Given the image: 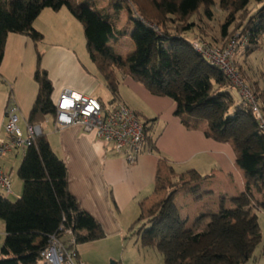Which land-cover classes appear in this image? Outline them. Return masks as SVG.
I'll return each mask as SVG.
<instances>
[{
	"label": "trees",
	"instance_id": "1",
	"mask_svg": "<svg viewBox=\"0 0 264 264\" xmlns=\"http://www.w3.org/2000/svg\"><path fill=\"white\" fill-rule=\"evenodd\" d=\"M209 1L116 0L114 6L119 10L124 7L133 27L127 34L116 30L94 0H0V64L8 33L28 36L37 43L43 35L33 27L34 19L44 8L59 11L65 7L81 24L88 56L113 95L118 92L113 68H123L124 75L151 94L173 99L174 113L186 127L197 128L205 122L207 137L231 144L236 162L244 173L245 192L232 201L233 208H221L218 214L209 217L202 230L199 227L204 216H197L193 228L182 234V250L176 245L158 249L164 264H245L261 241L257 212L264 210V195L253 204L252 192L254 189L261 194L264 184V130L249 105L235 104L228 89L229 80L220 69L195 52L192 40L183 35L193 26L190 17ZM223 2L230 12L226 21L230 22L248 0ZM245 14L236 28L241 30L239 45L247 56L260 48L258 37L264 33V25L261 10L249 16ZM226 27L222 25L224 34ZM124 36L134 45L133 58H124L115 50L119 38ZM41 59L42 53L37 50L33 79L38 89L27 119L33 125L42 124L49 115L55 120L51 99L53 85L41 66ZM254 86V96L264 111V87H258L257 83ZM144 130L149 150L157 151L149 134L150 126L146 124ZM164 162L165 159L159 160L155 191L162 189L165 183L164 172L168 167ZM185 174L192 176L195 182L202 179L194 169ZM17 175L23 184L20 197L11 202L0 195V219L5 232L0 264L40 262V252L50 237H60L65 229L71 231L77 245L105 236L101 224L70 194L65 163L54 153L44 133L26 149ZM182 176L184 173L180 174ZM168 197L147 211L142 202L139 204V216L131 226L142 225L134 234L142 239L151 238L164 228L180 229L186 224L187 218L168 210ZM146 214L147 221L144 220ZM203 240L206 241L203 246L190 250L191 245H200ZM142 244L153 245V242Z\"/></svg>",
	"mask_w": 264,
	"mask_h": 264
},
{
	"label": "crops",
	"instance_id": "2",
	"mask_svg": "<svg viewBox=\"0 0 264 264\" xmlns=\"http://www.w3.org/2000/svg\"><path fill=\"white\" fill-rule=\"evenodd\" d=\"M33 27L44 36L37 43L12 32L5 40L0 64V137L5 136L4 112L10 98L19 108L22 127L28 119L38 89L33 79L37 50L42 53L41 66L53 85L52 100L63 89L95 97L102 83L101 74L83 43L82 26L65 7L59 11L44 8L34 19ZM67 29H74L78 40L70 38ZM116 77L117 97L148 122L157 151L144 150L133 164H128L111 146L76 126L57 128L53 120L49 124L48 116L41 125L54 153L65 163L70 194L101 224L105 233L99 240L77 245L79 257L87 264H106L112 248L126 246L125 239L136 230L131 224L139 216V204L157 196L155 182L160 159H165L163 164L170 174L184 173L185 176L188 170L197 171L202 179L191 183V190L202 189L213 195L223 208H233L232 201L245 191L244 173L231 144L207 137L205 122L197 128L186 127L175 115V102L170 97L151 94L128 75ZM22 157L23 154L12 152L0 159V169L12 175L11 191L6 195L0 190V195L7 200L11 196L17 200L21 195L23 184L17 169ZM182 200L179 208L178 203L173 204L177 214L187 216L189 221L202 214L199 204L193 205L192 199L184 208ZM257 213L261 241L245 264H264V210ZM4 237V222L0 219V247ZM62 237L67 239L66 235Z\"/></svg>",
	"mask_w": 264,
	"mask_h": 264
},
{
	"label": "rangeland",
	"instance_id": "3",
	"mask_svg": "<svg viewBox=\"0 0 264 264\" xmlns=\"http://www.w3.org/2000/svg\"><path fill=\"white\" fill-rule=\"evenodd\" d=\"M97 8L102 12L104 16H107L108 20L115 26L116 30L124 31L127 34L132 30V25L130 24L125 9H117L114 4L116 0H94ZM262 11V22L264 25V0H248V3L244 8L236 12L233 16L234 20H230L227 22L230 12L225 9V3L223 0H210L206 4L201 5L199 11L190 17V22L193 23L192 28L183 33V35L194 41V40H203L207 41L211 44H220L225 43L229 38L239 33L240 28H236V24L242 21L243 13L246 12L245 16L252 15L256 11ZM244 18V17H243ZM226 24V34L222 31V25ZM244 24V22L242 23ZM241 24V25H242ZM170 27H173L172 23H169ZM83 29V28H82ZM43 35V33H41ZM67 34L70 38H74L78 40L77 32L74 29H67ZM84 37V34H82ZM44 38V36H43ZM83 39V43L85 44V38ZM258 43L260 48L254 50L249 55H243V47L239 45L234 53L233 60L236 63L237 71L240 77L243 79L244 83L247 84L252 91H254V83L258 84V87H264V33H260L258 37ZM134 45L131 40L127 37L119 38L118 44L115 45V50L118 54L122 55L124 58H133L135 54ZM116 76L121 77L125 74L123 68H113ZM100 73V72H99ZM101 74V73H100ZM101 74V85L98 88L97 100L102 103L107 109L112 108L116 102H122L121 99L117 97V95H113L104 84V77ZM228 89L231 91L235 104H241L244 102V98L240 94V90L238 87L234 86L230 81ZM140 121H144L141 116H139ZM52 117L48 116L49 124L51 125ZM148 125V122L145 121ZM203 122H201L202 124ZM206 127V125H205ZM209 170V168H208ZM165 183H163V188L156 191L157 196L154 200H149V202L144 204L145 210H149L155 206V204L160 203L162 199L169 196V200H173V203H168V210H174V205L178 203L179 205L176 207L179 208L180 200L184 198L182 203L184 202V207L188 206L189 203L193 201V205L199 204V210L202 211V214H198V216L203 215L202 224L199 227L201 230L203 229V223L209 219L212 215L218 214L221 208L225 207L224 205L218 202V199L211 196L209 193L203 192V190L193 191L190 187V184L195 182L192 180V176L185 175L180 177L179 174H170L168 168L164 172ZM245 192V191H244ZM253 197L254 203L256 204L264 195V184L262 185L261 194L259 192H254L253 189ZM176 196V197H175ZM175 197V198H174ZM182 198V199H181ZM192 199V201H191ZM9 201L14 202L16 199L8 198ZM257 200V201H256ZM175 203V204H174ZM233 203V202H232ZM174 204V205H173ZM192 207V206H191ZM186 210L189 208H185ZM187 210V211H188ZM192 211V210H191ZM199 211V212H200ZM181 217L187 218V216L182 215ZM196 219V218H195ZM195 219L188 220L186 224L180 229H167L164 228L160 230V233L156 234L153 237H145L142 239L140 236L137 237L135 234H130L129 237L125 239L126 246L120 247L117 245L112 248L110 251L111 257H108L106 264L109 262H118L123 264H164L163 256L158 249H168L173 245L179 247L180 250L184 248V244H182L183 236L182 234L186 233L187 229H192L195 224ZM147 221V214L144 219ZM141 224H138L136 228H138ZM148 226V224H147ZM180 235V237H179ZM136 241V245L134 242ZM153 242V246H146L142 243ZM205 240L202 241L200 245H191L190 250L196 249L199 246H203L205 244ZM189 251H186L188 254Z\"/></svg>",
	"mask_w": 264,
	"mask_h": 264
},
{
	"label": "built area",
	"instance_id": "4",
	"mask_svg": "<svg viewBox=\"0 0 264 264\" xmlns=\"http://www.w3.org/2000/svg\"><path fill=\"white\" fill-rule=\"evenodd\" d=\"M239 33L229 38L225 43L211 44L203 40L192 41L195 52L206 59L211 65L220 69L224 76L239 88L244 98L243 105H249L264 130V111L260 109L251 88L240 77L235 62L234 53L240 43ZM247 40L244 41L246 43ZM55 107L54 124L57 128L78 127L82 132L97 136L113 151L123 157L128 164H133L140 153L149 150L146 144L145 121H140L139 115L127 104L116 102L107 109L95 97L89 94H77L70 89H63L53 100ZM4 137H0V159L12 152L24 155L34 139L42 133L40 125L29 124L22 127L19 123V108L10 98L4 112ZM12 175L0 169V190L3 194L11 191ZM67 236L63 239L62 236ZM77 243L69 229L62 230L60 237L51 236L47 245L41 250L40 258L43 264H87L76 249Z\"/></svg>",
	"mask_w": 264,
	"mask_h": 264
},
{
	"label": "water",
	"instance_id": "5",
	"mask_svg": "<svg viewBox=\"0 0 264 264\" xmlns=\"http://www.w3.org/2000/svg\"><path fill=\"white\" fill-rule=\"evenodd\" d=\"M111 264H114L113 262Z\"/></svg>",
	"mask_w": 264,
	"mask_h": 264
}]
</instances>
